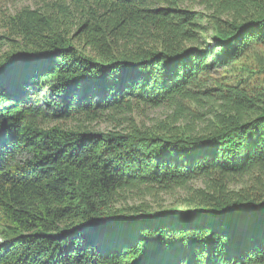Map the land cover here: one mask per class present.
Masks as SVG:
<instances>
[{
    "label": "trees",
    "instance_id": "1",
    "mask_svg": "<svg viewBox=\"0 0 264 264\" xmlns=\"http://www.w3.org/2000/svg\"><path fill=\"white\" fill-rule=\"evenodd\" d=\"M88 1L69 30L60 8L21 10L14 27L34 48L0 56V264H264V187L225 184L264 176V90L233 91L202 133L39 124L43 106L67 116L192 99L212 70L264 47V0H201L204 11ZM197 180L205 186H187ZM139 186L186 195L116 206Z\"/></svg>",
    "mask_w": 264,
    "mask_h": 264
},
{
    "label": "rangeland",
    "instance_id": "2",
    "mask_svg": "<svg viewBox=\"0 0 264 264\" xmlns=\"http://www.w3.org/2000/svg\"><path fill=\"white\" fill-rule=\"evenodd\" d=\"M0 0V56L10 53L14 47L21 46L34 48L29 43L20 40L19 33L14 27V18L25 8L36 10L62 9L67 13L68 20L61 21L63 26L69 30L74 26V20L78 18L76 9L93 10L88 0ZM201 0H187L184 7L193 11L206 10ZM80 5L77 6L76 4ZM69 12V13H68ZM73 12V13H72ZM58 21H60L58 19ZM202 26L206 28V38L211 41L212 28L208 22L203 20ZM211 28V29H210ZM206 85L200 92L195 90L192 99L184 98L176 102H166L161 106H148L145 104H134L125 111H103L101 109H90L75 111L67 116L57 115L51 107L43 106L44 93L47 88L38 94V105L43 106L46 116L39 123L45 128L57 126L65 130H93L97 132H124L133 128L147 129L154 132H189L202 133L207 128L206 122L212 118L210 113L219 111L225 106L228 95L233 91L243 90L255 96L264 90V47L261 45L251 48L243 54L239 61L229 68L214 69L204 78ZM223 88V89H221ZM46 94V93H45ZM22 159L17 157L15 163H21ZM228 190H241L243 188L264 187V176L254 172L244 176H231L225 182ZM189 188H202L203 180L191 182ZM186 192L183 189L165 192L158 188L138 187L123 192L119 196L117 207L138 206L140 204L150 205L152 208L173 207L182 205ZM1 239V238H0Z\"/></svg>",
    "mask_w": 264,
    "mask_h": 264
}]
</instances>
